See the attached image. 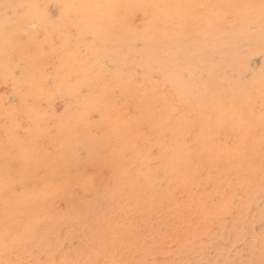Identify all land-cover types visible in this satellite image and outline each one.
I'll use <instances>...</instances> for the list:
<instances>
[{"label":"bare ground","instance_id":"6f19581e","mask_svg":"<svg viewBox=\"0 0 264 264\" xmlns=\"http://www.w3.org/2000/svg\"><path fill=\"white\" fill-rule=\"evenodd\" d=\"M228 13L233 21H227ZM137 15L145 24L134 25ZM45 44L54 63L44 82L73 98L57 119L58 153L40 138L55 113H37L52 94L43 98V84L32 77L44 66ZM12 52L23 64L20 78L8 63ZM255 56L259 65L251 69ZM128 57L146 67L165 61L167 103L154 109L151 93L143 96L121 83ZM99 59L111 62V69L108 83L94 94L102 79L94 64ZM0 78L12 84L10 109L0 118V155L9 143L20 170L15 182L10 166L0 167V193L6 192L7 214L24 210L27 215L19 233L11 238L0 233V264H8L12 248L26 244L47 253L71 245L87 264H95L98 251L118 258L122 237L128 238V248H138L144 236L133 223L117 225L128 217L130 201L134 214L146 202V214L156 218L166 202L167 213L198 240L181 244L191 264H264V0H0ZM114 89L119 106L102 100V93ZM129 104L133 114L126 112ZM90 108L97 111L96 123L89 121ZM17 117L28 120L31 129L23 132ZM166 132L174 142L163 141ZM138 142H147V149ZM150 143L158 147L155 158ZM201 165L207 172L202 182L210 184L207 193H198ZM84 167H98L100 182L105 180L101 169H111L102 191L90 184ZM42 168L49 176L44 180ZM32 180L34 187H28ZM176 191L193 199L181 206ZM196 207L200 214L192 223ZM224 238L230 240L226 248ZM209 242L214 248L206 262ZM146 253L140 250L139 261ZM69 260L62 253V264ZM123 264L137 263L123 259Z\"/></svg>","mask_w":264,"mask_h":264},{"label":"rangeland","instance_id":"374dc122","mask_svg":"<svg viewBox=\"0 0 264 264\" xmlns=\"http://www.w3.org/2000/svg\"><path fill=\"white\" fill-rule=\"evenodd\" d=\"M152 11V6L148 7V12ZM230 14V15H229ZM234 17L232 13H228L227 15V21H233ZM145 24V19L142 18L141 15H137L135 19L134 25L139 26ZM173 23H168V28L172 27ZM77 29H73V35L71 37V44L74 41V38L77 34ZM42 39V38H41ZM23 40V38H21ZM53 43L58 48V41L57 40H51L50 43ZM138 48L141 47V44L137 45ZM33 50V48L31 49ZM43 52L46 54L44 66H41L39 69H34L32 71V77L35 81H40L43 86H41L42 90V97L46 98L50 93L52 94V97L48 101L44 100L45 104L43 109L39 108L37 113L38 115H41L43 110L49 112L52 111L55 113V117H51L49 120V123L47 125V133L41 134V142L44 144V146H51L53 150H55L56 153L59 152V140L60 137L58 136V125H57V119L58 117L63 113L65 107L69 106L72 103V97L66 94H62L54 89L51 88V85L47 84L45 80V72L46 70L54 63V57L50 55L49 47L47 44L44 45ZM136 60H138V56H134ZM179 63L182 64V60L184 59L183 56L179 57ZM7 59L8 63L12 70V75L15 78H20L21 76V70H22V62L18 59L15 52L7 53ZM95 66L98 67V70L100 71V74L102 75L101 82L96 83L95 86L92 88V91L94 94L98 93L99 88L102 85H106L108 82L107 78L108 75H106V71L111 69V62H104L102 60H95ZM259 65V56H255L250 60V67L251 69L256 68ZM169 66L165 64V61L162 60V62H159L157 64H154L151 67H146L141 64H136L135 62H130V59L125 60V63L122 66V74H121V83L126 85L128 89H132L138 93H142L143 96H145L148 93H151L154 97L153 100V107L154 109H158L161 103H167L168 97L166 95L167 86L168 84L165 83L163 80L164 74L168 71ZM183 75L186 76V74L183 72ZM11 91H12V84L10 82V79H7V81L2 80L0 78V95L2 96V101L0 104V118H3L5 115L4 112L7 109H10L11 106ZM102 100L104 103H109L110 105L119 106L121 105V100L118 95V91L114 89L113 91H110V93H102ZM14 103V102H13ZM129 107H127L126 112L128 114H133L132 105L129 104ZM15 107V106H14ZM15 113V110H14ZM14 116H17L15 113ZM88 118L91 123H96L98 120V114L97 111L90 108L88 113ZM17 120L22 125L23 132L26 130L28 131L31 129L30 122L26 119L17 117ZM143 132L145 135H148V131L146 127L143 125L142 127ZM1 131H0V138H1ZM24 141L26 145H29L28 140V134L23 133ZM175 136L172 135L170 132H166L163 135V141L168 142H174ZM193 140L189 141V144L191 147H193L192 144ZM139 147L142 150L147 149L148 143L147 142H138ZM150 147L152 149L153 157H156L157 154V146L152 145L150 143ZM4 151L6 152L5 155H0V167L3 166H10V170L13 173L14 181L17 182V180L20 177V170L18 169L17 164L15 163L16 160L15 155L17 154V151L15 148L10 146L9 143L4 144ZM84 149H81V151ZM35 151V150H34ZM37 152V151H36ZM15 154V155H14ZM31 165L27 164L26 170L30 171ZM17 169V170H16ZM84 170H87L90 174V184H95V187L97 185L99 191H102L103 189V182H105L106 179H110L112 172L109 168H102L101 172L103 173V178L105 180L101 181L98 179V173L99 169L98 167L92 168V167H84ZM206 167L204 165H201L200 172L198 174V178L201 181L200 185L198 186V193H207L210 190V184H205L202 182L203 179L206 177ZM29 175V173H28ZM42 178L43 180L49 177L45 173V169L42 168ZM161 179L164 181L165 177H161ZM167 179V178H166ZM33 180L28 183V187H34ZM19 189H17L18 191ZM77 191H79L77 189ZM88 196H92L91 190L88 192ZM6 192L0 193V233L2 236L6 238H11L13 234L19 233L21 230V226H23L27 221V215L25 214L24 210L21 211L19 214L17 210L14 212V210L10 211V213H6L4 209V201L6 198ZM68 190L64 193V198L66 199L68 196ZM89 196V197H90ZM176 202L179 205H185L190 200H192V197H189L185 192L176 191L175 192ZM62 200L63 207L64 202L66 200ZM193 201H196L195 199ZM124 203V199L121 198V204ZM141 205V212L139 215L134 214L135 207L133 202H129L127 207L129 208V215L128 217L124 219H118L117 225L118 226H127L128 223H133L136 225V227H139L140 230L144 232V236L142 238V244L139 245L138 248H128V238L122 237L123 239V247L119 250L117 249L116 257L115 259L109 258L103 251H98L96 257H95V264H123V259H129L132 262H136L137 264H191L192 259L189 260L187 256L182 251L181 244H191L195 245L197 243V239H195V236H193L192 232L190 230L186 229V224L180 219L175 216L173 213L169 214L167 213V205L166 202L162 203L161 206V214L166 216L167 215V221L165 223H160L158 219L156 218L153 212H149V214H146V211L148 209V204L142 203ZM207 207L204 209V214L206 212ZM13 212V213H11ZM194 214L191 216V222L194 223L197 216L200 214L199 207H196L194 209ZM133 215V216H132ZM156 233L157 237L154 239L150 236V234ZM52 240V238H50ZM230 240L228 238H224L223 245L224 248H226L229 244ZM18 248V249H17ZM17 248H12L11 251L8 252V260L6 262L8 264H62V253H66L67 257L70 258L69 264H87V259L82 256H77L74 254V252L71 250V245H64L61 249H57L53 252L47 253L44 249L42 251L40 248H36L33 246H30L28 244L24 246H20ZM213 242H209L205 244V254L204 257L207 261H210L212 259L213 254ZM147 250V253L144 257V259L140 260V250Z\"/></svg>","mask_w":264,"mask_h":264}]
</instances>
